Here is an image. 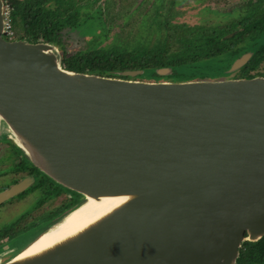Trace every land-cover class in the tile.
I'll return each instance as SVG.
<instances>
[{
  "label": "water",
  "instance_id": "water-1",
  "mask_svg": "<svg viewBox=\"0 0 264 264\" xmlns=\"http://www.w3.org/2000/svg\"><path fill=\"white\" fill-rule=\"evenodd\" d=\"M2 10L0 0V139L81 196L34 235L87 197H124L3 264H236L242 242L264 236V75L145 80L133 78L141 69L69 70L49 42L5 39ZM33 181L1 190L0 203Z\"/></svg>",
  "mask_w": 264,
  "mask_h": 264
},
{
  "label": "rangeland",
  "instance_id": "rangeland-1",
  "mask_svg": "<svg viewBox=\"0 0 264 264\" xmlns=\"http://www.w3.org/2000/svg\"><path fill=\"white\" fill-rule=\"evenodd\" d=\"M258 2L257 0H67L65 12L70 14L75 12L76 15L72 18L75 24L64 26L55 40L47 42L55 46L62 67L71 55L93 49L106 50L118 47L127 50L154 51L163 48L164 53L170 55L179 52L181 44L178 41V34L182 28L196 27L199 30L201 27L226 25L246 15ZM261 4L264 5V0H261ZM15 26L20 35L21 26L17 23ZM244 44H239L237 48L242 51L245 48ZM233 56L225 53L199 61L198 64L189 67L179 66L176 71L182 79L191 78L192 75L218 79L228 73L232 77L237 69H227L226 66L230 65ZM159 69L164 70L165 67ZM259 69L264 73V62ZM150 71L144 69L133 78L152 79ZM178 78L168 77L160 80H178ZM0 141L12 142L4 135ZM12 144L16 147L13 142ZM5 145L6 143L0 142V189L8 187L27 173V170L17 167L20 157L18 159L15 155L7 154L8 149H5ZM22 162L25 164L23 167L30 166V162L25 158ZM44 195L45 191L41 187L23 195L13 196L0 204V264L11 259L30 239L36 237L35 232L44 224L43 221L38 223L37 221L43 215L66 202H72V197L62 192L60 195L51 196L45 202L38 203Z\"/></svg>",
  "mask_w": 264,
  "mask_h": 264
},
{
  "label": "trees",
  "instance_id": "trees-1",
  "mask_svg": "<svg viewBox=\"0 0 264 264\" xmlns=\"http://www.w3.org/2000/svg\"><path fill=\"white\" fill-rule=\"evenodd\" d=\"M11 2L14 7L13 23L14 25L17 23L22 29L19 38L32 42H50L56 39L58 32L64 26L75 24V20L72 19L76 15L75 12L71 14L65 12L67 0H11ZM178 35L181 46L179 52L175 54L167 55L163 48L154 51L146 49L136 51L118 47L106 50L93 49L82 54L71 55L65 61L64 68L100 75H118L119 71L150 69L153 76L151 78L154 80L168 77L178 78L179 76L178 80L202 79L207 77L192 75L191 78L182 79L176 68L189 67L192 64H198L199 61L215 58L225 53L237 57L247 51L251 53L249 60L237 69L232 77H252L264 74L259 69L264 62V5L261 3L258 5V11L254 9L226 25L201 27L199 30L196 27L182 28ZM241 43H245L242 51L237 48ZM161 67L171 68V73L158 74L156 70ZM227 75L229 76L230 73L225 76ZM32 166L37 169L34 165ZM43 175L55 187L67 189L56 184L45 174ZM67 190L78 194L73 190ZM77 201L52 212L50 217L42 221L45 225H49L54 217ZM236 264H264V236L256 241L242 242Z\"/></svg>",
  "mask_w": 264,
  "mask_h": 264
},
{
  "label": "bare ground",
  "instance_id": "bare-ground-1",
  "mask_svg": "<svg viewBox=\"0 0 264 264\" xmlns=\"http://www.w3.org/2000/svg\"><path fill=\"white\" fill-rule=\"evenodd\" d=\"M122 196L87 197L60 220L30 240L14 256L20 257L39 251L80 230L123 200ZM13 256V257H14Z\"/></svg>",
  "mask_w": 264,
  "mask_h": 264
},
{
  "label": "flooded vegetation",
  "instance_id": "flooded-vegetation-1",
  "mask_svg": "<svg viewBox=\"0 0 264 264\" xmlns=\"http://www.w3.org/2000/svg\"><path fill=\"white\" fill-rule=\"evenodd\" d=\"M257 1H259L257 4H255L253 7H252V9L249 11V12H251L252 10H254L255 9V11H258V5L261 3V0H257ZM248 12V13H249ZM240 18V17H239ZM246 53H250V52H243V53H241V54H239L237 57H234L233 58V60H232V62L230 63V66L228 67V66H226L227 67V69H229L230 67H231V65H232V63L236 60V59H238V58H240L241 56H243L244 54H246ZM251 54V53H250ZM251 56V55H250ZM250 58V57H249ZM249 58H248V60H249ZM247 60V61H248ZM246 61V62H247ZM245 62V63H246ZM244 63V64H245ZM244 64H242L240 67H242ZM240 67H238V69L240 68ZM264 75V74H263ZM1 143H6V145H5V149H8V153L7 154H11L12 156H17L18 157V159H19V157H20V160H18V164H17V167L18 168H23V169H25V170H27V173H26V175H24V176H22L20 179H18L17 181H15V182H13L11 185H13V184H15V183H17V182H19L20 180H22L23 178H25V177H28V176H32L33 178H34V181L25 189V190H23L22 192H20V193H18L17 195H15V196H19V195H23L24 193H27V192H29V191H32V190H35V189H38V188H41V187H43V189H44V191H45V195L41 198V199H39L38 200V203H42V202H45L47 199H49L51 196H57V195H60V193H62V192H64L65 194H68V195H70V197H72V202H74V201H77L78 199H80V195H78V194H76V193H74V192H71V191H67V189L65 190L64 188H58V187H55V185L48 179V178H46L39 170H37V169H35L33 166H32V164L31 163H29V165L30 166H25V167H23V165H25V164H23L24 162H22V159L23 158H25V156L18 150V148H16L13 144H12V142H10V141H7V142H2V141H0ZM23 157V158H22ZM26 159V158H25ZM0 161H1V158H0ZM11 185H9V186H11ZM8 186V187H9ZM8 187H6V188H8ZM6 188H4V189H6ZM4 189H0V191L1 190H4ZM75 197V198H74ZM12 198V197H11ZM74 199V200H73ZM71 202V203H72ZM2 203V202H1ZM0 203V204H1ZM70 203L68 202H66V203H64V204H62L61 206H58V207H55L54 208V210H52L51 212L49 211L47 214H45V215H43V217L41 218V219H39L38 221H37V223L38 222H41L42 220H45V219H47L48 217H50V215H51V213L52 212H54V211H57V210H60V209H63L64 207H66V206H68ZM34 225V224H33ZM30 227V226H29Z\"/></svg>",
  "mask_w": 264,
  "mask_h": 264
},
{
  "label": "built area",
  "instance_id": "built-area-1",
  "mask_svg": "<svg viewBox=\"0 0 264 264\" xmlns=\"http://www.w3.org/2000/svg\"><path fill=\"white\" fill-rule=\"evenodd\" d=\"M3 2V28L2 36L7 40H15L19 38L18 31L13 23L12 13L14 10L11 0H2Z\"/></svg>",
  "mask_w": 264,
  "mask_h": 264
}]
</instances>
